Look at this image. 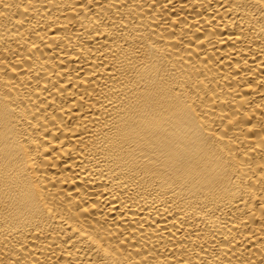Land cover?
<instances>
[{"label": "bare ground", "instance_id": "obj_1", "mask_svg": "<svg viewBox=\"0 0 264 264\" xmlns=\"http://www.w3.org/2000/svg\"><path fill=\"white\" fill-rule=\"evenodd\" d=\"M0 264H264V0H0Z\"/></svg>", "mask_w": 264, "mask_h": 264}]
</instances>
